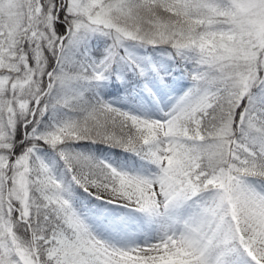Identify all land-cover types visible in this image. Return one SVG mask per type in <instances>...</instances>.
Returning <instances> with one entry per match:
<instances>
[{
    "label": "snow or ice",
    "instance_id": "snow-or-ice-1",
    "mask_svg": "<svg viewBox=\"0 0 264 264\" xmlns=\"http://www.w3.org/2000/svg\"><path fill=\"white\" fill-rule=\"evenodd\" d=\"M0 264H264V0H0Z\"/></svg>",
    "mask_w": 264,
    "mask_h": 264
}]
</instances>
